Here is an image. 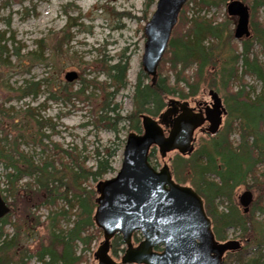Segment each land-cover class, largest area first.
<instances>
[{"label": "trees", "instance_id": "16d2710c", "mask_svg": "<svg viewBox=\"0 0 264 264\" xmlns=\"http://www.w3.org/2000/svg\"><path fill=\"white\" fill-rule=\"evenodd\" d=\"M242 1L249 5L250 35L235 40L232 19L222 12L228 0H188L179 13L154 81L142 69L137 73L133 110L128 115H121V105L115 101L128 84L125 57L104 66L106 78L101 82L81 77L85 84L78 90L72 89L73 83H65L58 91H51L53 98L59 93L70 101L71 97L84 96L92 83L102 94L93 123L115 135L123 120L140 132L138 116H157L166 106L167 96L186 99L195 96L202 86L224 92L226 120L219 131L200 145L194 144L189 154L176 153L169 159L172 178L190 185L202 198L215 239L225 241L229 229L238 231L240 247L228 251L223 264L234 260L264 263V218L256 216L259 211L264 217V61L260 58L264 53V21L258 17L264 0ZM153 2L145 3V15ZM211 9L219 17L217 13L206 16ZM4 34L0 31V64L7 60ZM70 38L68 31L63 32L66 43ZM245 76L261 84L259 92H253ZM16 91L23 97L36 94L30 87ZM10 110L13 108L0 102V114L9 117L13 128L17 123L31 125L27 137L46 154L36 160L21 148V138L25 137L22 128L9 136L11 131L3 130L0 124V163L4 167L0 193L10 207V212L0 218V264H81L87 254L93 253L92 244L102 234L92 219L97 190L91 181L113 170L112 157L118 146L96 149L94 164L88 165L87 156L76 152V147L65 148L48 138L43 130L55 131L51 117L35 116L31 108L15 118ZM233 133L237 135L236 143L231 138ZM240 185L257 194L245 213L233 202L234 191ZM222 199L227 204L220 210L218 202ZM42 209L47 211L44 216ZM45 219L46 231L39 235ZM136 234L134 241L138 243L141 238ZM250 246L254 248L253 256L246 259ZM109 247L115 257L125 251L119 234L111 238Z\"/></svg>", "mask_w": 264, "mask_h": 264}, {"label": "rangeland", "instance_id": "374dc122", "mask_svg": "<svg viewBox=\"0 0 264 264\" xmlns=\"http://www.w3.org/2000/svg\"><path fill=\"white\" fill-rule=\"evenodd\" d=\"M148 1L0 0V31L5 32L4 37L7 39L8 50L4 54L7 59L6 63L0 64V102H3L6 108H13L10 110L12 111L10 116H15V118L31 108L33 110L30 112H33L35 116L51 117L55 123V131L43 130L45 134L49 135L48 138L60 142L65 148L76 147V152H80L81 156H87L88 165L94 164L93 155L96 149L103 150V148L118 146L112 157L113 170L106 173L100 180L111 178L116 174L121 164L126 136L135 130L130 128L127 120L118 123L119 132L117 135L94 125L93 119L102 94L93 87L92 83L86 87L84 96L71 97L70 101L59 93H54L55 97L53 98L51 91H58L65 83H73L72 89L78 90L82 84H85L81 82V77L91 82H93L92 80L101 82L106 78L103 73L104 66L113 63L120 57H125L128 60V84L118 92L115 101L121 105L122 116L130 114L133 110L132 96L136 76L142 68L141 58L145 41L143 26L154 11L156 3L154 0L148 14L145 15V10H147L145 3ZM223 11L225 16V8L222 9ZM216 13L214 9H211L206 13V16L209 17ZM190 14H192V10H189ZM217 14L219 17V13ZM258 17L264 21V7L258 10ZM231 19L233 29L235 19L232 17ZM66 31L71 35L70 41L67 43L62 39L63 32ZM260 58L264 61V53L260 54ZM67 71H75L78 75L77 78L72 82H67L64 78ZM245 79L253 87V92L260 91L261 84L257 80L250 76H245ZM29 87L33 91L36 90V94L31 93L23 97L19 96V91H16ZM208 90L209 88L202 86L195 96L185 100L191 105L194 98L208 99ZM91 93L93 94L91 98H86V95ZM217 93L223 100L224 92L218 91ZM176 98L179 97L170 95L165 97L164 102ZM225 120L226 116L223 117L221 126ZM138 121L141 125L140 115ZM0 124L3 130L11 131L9 136L17 134L18 129L22 128L20 131L25 137L21 138V148L28 154H32L36 160L46 154L41 152V147L36 145L35 141L27 137L31 130L30 124L17 123V127L13 128L12 121L3 114H0ZM141 132L142 130L138 133ZM194 136L195 146L210 137L198 129ZM231 138L233 143H236L237 135L235 133L231 135ZM176 153L177 151L171 150L166 153L165 157H161L157 147L153 146L149 150L148 157L152 162L151 165L159 169L164 163L169 166V159ZM3 170L4 167L0 163V179ZM97 181L99 180L91 181V184L95 186ZM246 189H249L246 185H240L235 189L233 195V202L241 212H243V207L238 202V196ZM249 190L252 192L253 202L257 194L252 189ZM226 204L227 202L222 199L221 202H218V208L221 210ZM41 213L44 216L47 211L42 209ZM256 216L258 219L264 218L259 211ZM46 224L47 219L39 227V235L45 233ZM227 234L228 239H238V231L234 229H229ZM136 236L141 238L140 233H137ZM101 241L102 234L93 242L92 252L96 250ZM132 244L137 245L134 236H132ZM123 246L125 247L124 244ZM156 249L160 250L161 247ZM253 249L252 246L248 248L246 259L253 256ZM109 253L117 262L123 255L121 252L115 257L110 251ZM226 253L223 256V261ZM31 263L35 264L34 261ZM96 263L97 260L92 253L87 254V258L81 264ZM230 264L242 263L234 260Z\"/></svg>", "mask_w": 264, "mask_h": 264}, {"label": "water", "instance_id": "95a60500", "mask_svg": "<svg viewBox=\"0 0 264 264\" xmlns=\"http://www.w3.org/2000/svg\"><path fill=\"white\" fill-rule=\"evenodd\" d=\"M186 1L156 0L155 9L143 27L141 67L152 81ZM225 11L235 18L234 39L248 37V5L242 0H229ZM77 76L75 71L64 74L67 82ZM208 94L218 105L217 92L210 89ZM205 119L209 121L206 132L215 134L220 125L219 114L210 117L194 112L187 100L169 99L168 108L158 119L141 114L142 132L127 134L118 171L96 184L98 196L92 218L102 231V241L94 252L96 264H223L224 254L240 247L239 240H216L199 194L190 185L177 183L166 163L155 169L148 161L153 146L161 157L171 150L180 154L192 152L194 131ZM252 199L249 189L239 194L238 202L244 213ZM9 212L10 207L0 193V218ZM134 232L142 236L135 247L131 244ZM115 234L121 236L126 246L120 262L109 253L110 239Z\"/></svg>", "mask_w": 264, "mask_h": 264}, {"label": "flooded vegetation", "instance_id": "af4514ba", "mask_svg": "<svg viewBox=\"0 0 264 264\" xmlns=\"http://www.w3.org/2000/svg\"><path fill=\"white\" fill-rule=\"evenodd\" d=\"M190 106L194 112L203 114L204 116H206L207 114L208 116L212 117L214 115H217L218 113L220 117V125L222 124L223 117L226 116V109L221 99L218 105H214V102L212 101L210 96L208 99H195L194 98L193 103ZM223 109L225 110V112L223 111ZM173 116L175 115H172V117ZM208 125H209V121L205 119V121L203 122L201 127L198 128V130L204 134L209 135L205 130Z\"/></svg>", "mask_w": 264, "mask_h": 264}]
</instances>
